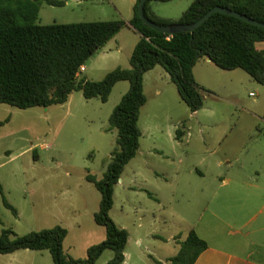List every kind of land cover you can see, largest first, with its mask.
Segmentation results:
<instances>
[{
  "label": "rangeland",
  "instance_id": "obj_1",
  "mask_svg": "<svg viewBox=\"0 0 264 264\" xmlns=\"http://www.w3.org/2000/svg\"><path fill=\"white\" fill-rule=\"evenodd\" d=\"M190 2L149 0L148 13L176 19ZM132 14L133 0H64L61 6L42 1L36 22L125 19ZM116 34V39L87 59L83 77L100 79L116 66H129L138 35L129 26ZM215 70L220 77L209 73L207 88L202 90L203 105L193 112L168 77L159 78L156 73L146 77L147 99L138 120L139 148L114 185L110 209L113 220L129 231L125 264H155L153 258L169 264L168 258L179 249L170 236L175 228L181 227L184 235L191 220L205 222L210 215L203 200L211 198V190L197 187L228 177L225 161L214 169V175L188 172L200 159H212L215 167V158L223 152L218 141L228 132L231 114H235L232 105L217 97L226 94L219 81L227 82L229 75ZM128 87L126 80L117 82L105 102L73 91L65 102L47 107L0 103V187L16 209L15 215L4 205L0 192V230L24 234L61 225L67 229L63 249L75 258L85 257L90 245L105 238V228L93 219L101 195L86 174L100 178L106 170L116 137L108 117ZM178 128L184 130L183 143L175 147ZM174 187L183 188V194ZM215 208L222 213L220 209L227 206ZM112 256V249L107 248L94 264H107ZM0 264L54 263L46 249L22 248L0 253Z\"/></svg>",
  "mask_w": 264,
  "mask_h": 264
},
{
  "label": "trees",
  "instance_id": "obj_2",
  "mask_svg": "<svg viewBox=\"0 0 264 264\" xmlns=\"http://www.w3.org/2000/svg\"><path fill=\"white\" fill-rule=\"evenodd\" d=\"M42 1L61 6L64 0H0V103L18 108L47 107L63 103L73 91H81L86 99L107 101L113 86L122 80L128 90L113 107L109 129H116L115 145L109 163L100 178L91 173L86 179L100 192L98 209L93 214L96 224L105 228V238L90 245L86 256L75 258L63 249L67 229L61 225L16 234L9 228L0 230V253L18 249L48 250L54 264H94L101 253L110 248L113 256L107 264H121L129 236L126 228L111 217L114 185L126 163L139 148L140 109L146 103L144 73L162 66L175 84L180 98L190 111L203 105L204 89L193 75V67L201 58H208L225 70L241 68L254 80L264 83V49L256 47L264 41V28L222 12L212 13L193 31L165 33L146 25L133 4V16L68 23L36 22ZM149 0L144 2L145 16L157 23H191L211 7L220 5L264 22V0H191L176 19L160 18L148 13ZM125 26L139 35L129 57V66H116L101 79L77 75L80 65L105 45ZM182 130H176L179 138ZM4 205L16 215L0 187ZM177 253L169 264H194L207 242L194 229L177 240ZM155 264H162L154 259Z\"/></svg>",
  "mask_w": 264,
  "mask_h": 264
},
{
  "label": "crops",
  "instance_id": "obj_3",
  "mask_svg": "<svg viewBox=\"0 0 264 264\" xmlns=\"http://www.w3.org/2000/svg\"><path fill=\"white\" fill-rule=\"evenodd\" d=\"M134 2L135 0L133 4ZM132 16L133 14L125 19L128 20ZM116 35L111 39H116ZM137 35L134 45L140 37L138 33ZM256 47L264 49V41L257 42ZM199 60L193 67V75L201 86L207 88L209 73L220 77L221 73L215 69L221 68L208 58ZM84 67L83 71H86V66ZM158 67L159 65H156L144 73L143 87L147 75L156 73L159 78H169L166 70L162 66ZM240 69H221L225 71L222 74L228 73L229 80L225 82L220 79L219 82L225 86L227 92L218 93L217 97L232 105L235 111V114H231L228 132L218 141V147L222 145L223 152L215 158V167L213 160L209 158L206 161L200 159L199 163L188 169V172L195 171L202 177L207 173L214 175V169L225 161L229 165L228 177L218 183H201L202 185L197 187L200 190H211V198L203 200L210 213L205 222L199 219L191 220L184 235L181 227H176L175 232L170 235L175 241L182 240L190 229H194L207 242V247L201 251L194 264H264V83L254 80ZM202 70L204 72H201ZM80 76L83 77L82 72ZM159 92L157 89L156 93ZM180 129V137L174 136L175 147H180V143H183L184 130ZM185 140L187 142V139ZM175 171L179 173V170ZM174 188L183 194V188ZM214 204L226 205L227 209L221 208L222 214ZM124 254L125 259L121 264L127 262L126 246Z\"/></svg>",
  "mask_w": 264,
  "mask_h": 264
},
{
  "label": "water",
  "instance_id": "obj_4",
  "mask_svg": "<svg viewBox=\"0 0 264 264\" xmlns=\"http://www.w3.org/2000/svg\"><path fill=\"white\" fill-rule=\"evenodd\" d=\"M146 0H139L137 4V12L141 20L151 28L165 32V33H177L180 31H193L195 28H197L199 25H201L212 13L214 12H222L225 14H229L232 16H235L237 18H240L248 23H251L253 25H256L258 27L264 28V22L258 21L254 18H251L245 14H242L240 12L234 11L228 7L216 5L211 7L209 10H207L199 19H197L194 22L191 23H171V24H161L154 22L150 19H148L145 16L144 13V2Z\"/></svg>",
  "mask_w": 264,
  "mask_h": 264
},
{
  "label": "built area",
  "instance_id": "obj_5",
  "mask_svg": "<svg viewBox=\"0 0 264 264\" xmlns=\"http://www.w3.org/2000/svg\"><path fill=\"white\" fill-rule=\"evenodd\" d=\"M84 64L83 65H80L79 68H78V71H77V75H79L83 70H84ZM251 95H253V93L251 92L250 93Z\"/></svg>",
  "mask_w": 264,
  "mask_h": 264
}]
</instances>
